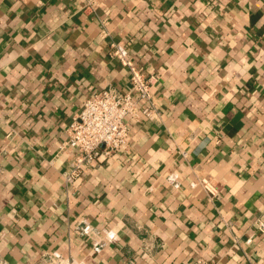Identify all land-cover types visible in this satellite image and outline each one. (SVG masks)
Listing matches in <instances>:
<instances>
[{"label": "crops", "instance_id": "0c3cea01", "mask_svg": "<svg viewBox=\"0 0 264 264\" xmlns=\"http://www.w3.org/2000/svg\"><path fill=\"white\" fill-rule=\"evenodd\" d=\"M81 5L0 0V264H264V0ZM112 43L157 114L66 184L70 123L126 85Z\"/></svg>", "mask_w": 264, "mask_h": 264}, {"label": "built area", "instance_id": "2783aa9c", "mask_svg": "<svg viewBox=\"0 0 264 264\" xmlns=\"http://www.w3.org/2000/svg\"><path fill=\"white\" fill-rule=\"evenodd\" d=\"M85 12H94L99 0H81ZM108 55L127 69L124 88H109L91 94L83 102L81 111L74 117L67 130L63 147L72 148L76 154L67 170L62 172L66 184L73 183L83 167L93 161L106 160L117 153L129 150V127L142 119H152L156 114L151 92V79L137 70L125 46L112 43ZM200 184L209 198L217 189L207 180ZM253 224L264 232V222L256 219ZM193 264H215L198 258Z\"/></svg>", "mask_w": 264, "mask_h": 264}]
</instances>
